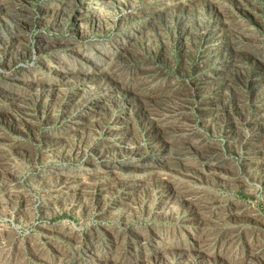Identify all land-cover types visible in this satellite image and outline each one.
<instances>
[{"label": "rangeland", "instance_id": "rangeland-1", "mask_svg": "<svg viewBox=\"0 0 264 264\" xmlns=\"http://www.w3.org/2000/svg\"><path fill=\"white\" fill-rule=\"evenodd\" d=\"M0 264H264V0H0Z\"/></svg>", "mask_w": 264, "mask_h": 264}, {"label": "bare ground", "instance_id": "bare-ground-1", "mask_svg": "<svg viewBox=\"0 0 264 264\" xmlns=\"http://www.w3.org/2000/svg\"><path fill=\"white\" fill-rule=\"evenodd\" d=\"M67 71V70H66ZM64 72V71H63ZM41 79V78H40ZM39 80V79H38ZM3 155V154H2Z\"/></svg>", "mask_w": 264, "mask_h": 264}]
</instances>
